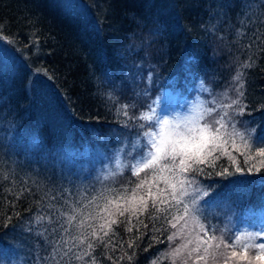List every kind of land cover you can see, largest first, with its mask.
Returning <instances> with one entry per match:
<instances>
[{"label": "trees", "instance_id": "trees-1", "mask_svg": "<svg viewBox=\"0 0 264 264\" xmlns=\"http://www.w3.org/2000/svg\"><path fill=\"white\" fill-rule=\"evenodd\" d=\"M0 62L2 247L30 264L262 263L207 223L221 248L183 244L204 229L175 224L169 193L190 180L198 208L230 214L264 191V0H0ZM162 93L199 103L197 121L136 171ZM102 152L124 162L103 177Z\"/></svg>", "mask_w": 264, "mask_h": 264}, {"label": "rangeland", "instance_id": "rangeland-1", "mask_svg": "<svg viewBox=\"0 0 264 264\" xmlns=\"http://www.w3.org/2000/svg\"><path fill=\"white\" fill-rule=\"evenodd\" d=\"M1 52H3V50ZM9 71L13 73L12 75L19 76V71H17L15 68H10ZM153 109L156 111L159 118L158 127L153 135L150 145L146 147L144 153L138 156L134 164H132L133 169L136 171L153 165L155 163L156 157H158L166 141H175L174 137L176 140L181 142L187 141L190 136L186 139H182V136L180 135L184 134V127H191L192 124L197 121V115L200 110L199 103L192 101V99L177 97L170 93H162L155 101ZM177 135H179L178 138ZM100 155L103 157V164L97 166V170L99 171L101 177L111 174L112 172H116L124 163L121 156L110 157L104 152H102ZM190 183H192L190 180H188L186 183H177L174 190L170 191L169 193L170 196L175 195L173 197H178V201L182 202L178 203L181 208L176 217L175 224L178 225L183 231L188 226L192 228L199 227V229L203 228L204 234L196 237L190 230H186V239L185 236H183L182 243L185 244L188 240V243H193L195 246L204 244L206 245L205 247H208L206 251L204 250L205 253L210 252L211 248L214 247L211 246L213 243L217 247L221 248V244L216 242L218 239L215 236L212 237V233L208 228H206L205 224L207 223L211 228H225L227 235L232 239L234 244L238 246V248H234L233 251L241 254L245 249H247V246L249 245L252 248L250 250L254 251L255 255L260 260H262L261 264H264V207H262V204L264 206V191L259 195L258 201L256 202L257 204H255L254 208L250 206L245 208V211H237L236 213L230 212V214H227V206L222 204L221 211H215L214 214H207L206 210L212 209L215 204H205L207 207L205 211H202L201 207L198 208V206H201L200 204H202L201 199L203 198L202 195L204 194V191L197 194L195 192V187ZM239 188L242 189L243 187L240 186ZM200 190L201 188L199 191ZM238 194L244 193L241 191ZM222 198L225 200L230 199V197H225L223 195ZM200 210L202 212H200ZM217 222L221 226L214 225ZM238 222H241L242 224H237ZM17 246L18 245H14L12 248L11 246L5 248L0 244V264H30V261L34 262V255L32 252L24 259L20 258V249L17 248ZM180 247L181 245L179 248ZM179 248L175 249L174 253L179 254ZM198 256L203 260L204 256ZM180 257L181 256L177 258ZM199 262V260H196L193 264H199ZM235 264L256 263L251 260L240 259L236 261Z\"/></svg>", "mask_w": 264, "mask_h": 264}]
</instances>
